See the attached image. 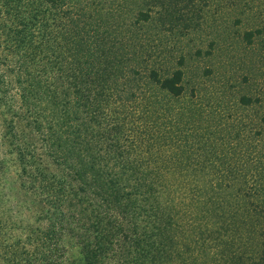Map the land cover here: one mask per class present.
<instances>
[{
    "label": "trees",
    "instance_id": "obj_1",
    "mask_svg": "<svg viewBox=\"0 0 264 264\" xmlns=\"http://www.w3.org/2000/svg\"><path fill=\"white\" fill-rule=\"evenodd\" d=\"M104 15L69 0H0V177L30 196L19 212L0 193V264H67L66 235L78 264H264L261 171L207 167L216 156L197 159L189 138L156 140L151 153L138 130L122 137L119 106L142 75L135 48L125 54L133 42L98 27ZM150 18V8L135 15ZM183 75L153 67L146 78L176 97Z\"/></svg>",
    "mask_w": 264,
    "mask_h": 264
},
{
    "label": "rangeland",
    "instance_id": "obj_2",
    "mask_svg": "<svg viewBox=\"0 0 264 264\" xmlns=\"http://www.w3.org/2000/svg\"><path fill=\"white\" fill-rule=\"evenodd\" d=\"M69 5L76 12L105 14L98 27L110 30L109 38L133 42L125 54L136 50L137 60L128 59L142 75L136 80L142 91L119 106L122 137L124 131L132 134L128 129L138 130L151 153L156 140L180 148L189 138L188 150L197 159L216 156L213 163L205 158L207 167L264 174V0H69ZM147 8L151 18L137 23L138 9ZM153 67L164 74L183 69L184 92L174 97L151 86L146 75ZM244 97L252 101L245 103ZM16 122L27 129L24 120ZM197 163L202 162L191 167L204 165ZM2 183L0 177V193L11 196L7 203L27 212L23 205L30 204V196ZM63 242L66 263L78 264L79 245L69 235Z\"/></svg>",
    "mask_w": 264,
    "mask_h": 264
}]
</instances>
